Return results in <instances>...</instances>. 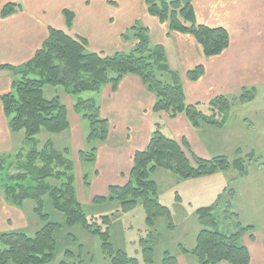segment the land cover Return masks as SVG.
Masks as SVG:
<instances>
[{"label":"trees","instance_id":"1","mask_svg":"<svg viewBox=\"0 0 264 264\" xmlns=\"http://www.w3.org/2000/svg\"><path fill=\"white\" fill-rule=\"evenodd\" d=\"M147 7L149 14L167 23L171 32L193 36L207 58L222 54L230 46L228 30L199 24L192 5L184 0H147ZM14 11L15 7L6 6L2 14L8 16ZM66 15L71 25L73 17L69 13ZM136 26L132 28L136 30L137 40L134 48L128 53L118 52L115 55L89 52L84 38L50 29L48 39L33 60L21 67H11L14 73L13 91L3 95L1 100L5 114L10 118L11 130L14 133L25 132V147L15 156L0 159V172H7V180L1 188L6 200L16 207H21L25 201L34 202L33 211L44 227L33 237L23 232L1 235L0 241L5 247L0 248V264H49L53 261L57 247L55 234L63 225L51 221L50 216L45 214L46 196H49L54 208L65 216L67 226L81 225L101 239L102 250L111 264H140L138 259L115 249L111 243L113 216H87L78 200L75 166L68 158L69 149L58 151L51 141L39 149L37 136L42 130L60 134L70 128L67 106L59 97L47 99L44 91L47 86L63 87L66 94L75 96L83 92H98L106 85L115 89L127 75H135L156 96V112L166 113L172 119L184 115L194 128L208 125L222 129L226 125L232 109L228 98L222 95L211 100L210 115L200 110V104H188L178 76L169 70L165 51L152 46L148 29ZM166 75L172 77L173 84L163 80ZM203 75L204 68L199 66L188 73V79L195 82ZM249 89L254 91L255 88ZM249 89L243 90L242 102L254 99L255 95ZM74 109L76 113L84 114L91 124L89 141L108 140L110 124L102 119L96 101L80 99ZM160 130L158 128L152 134L145 150L136 153L129 181L122 186H111L108 197L94 199L98 204L119 201L122 213L133 211L142 202L151 237L158 218L168 219L170 228L174 227L172 212L161 203L159 185L152 179L158 170L169 171L183 180L228 172L231 167L238 171L240 177L249 174L243 158L231 165L225 156L200 157L193 153L187 142L169 138ZM96 151H83L81 159L95 161ZM238 153L241 154V151ZM250 156L253 158L254 154ZM9 160L11 163L7 166ZM196 215L203 227L196 246L192 250L180 246L184 255H192L196 259L192 264H250V252L242 244V239L255 231L253 226L239 224L237 232L226 235L219 230L214 206L200 208ZM142 242L145 246L144 261L152 264L154 249L148 246V241ZM71 255V252L67 253L68 257ZM61 264L76 263L63 261ZM162 264L179 262L177 257L166 252Z\"/></svg>","mask_w":264,"mask_h":264},{"label":"crops","instance_id":"2","mask_svg":"<svg viewBox=\"0 0 264 264\" xmlns=\"http://www.w3.org/2000/svg\"><path fill=\"white\" fill-rule=\"evenodd\" d=\"M100 1L103 0H94L93 8L85 0H0V159L15 156L25 147V138L20 135L24 131L14 133L11 130L10 118L5 114L1 100L3 95L13 91L14 73L11 67H21L33 60L48 39L50 29L84 38L94 53L112 55L130 50L135 43L125 41L123 36L127 30L143 24L149 31L151 43L165 51L169 70L178 76L187 103L191 105L202 106L216 97L242 94L244 89L264 85V0H184L192 5L199 24L224 28L230 33L229 48L209 58L193 36L171 32L167 23L151 16L147 0H121L122 8H100ZM75 4L78 7L73 6ZM6 6L15 7L16 11L3 16ZM68 13L73 17L71 25L68 24ZM199 66H203L204 75L198 81H190L188 73ZM163 80L173 84L169 75ZM97 93L100 96V106L97 104L100 115L109 121L110 136L96 148L97 168L91 199L88 202L82 200L86 197L85 188H88L84 178L80 180L79 191L76 187L82 205L95 204L94 199L101 197L97 194L108 197L111 186H122L129 181L136 153L147 148L154 127L160 123L161 128L165 127L174 134V139L187 142L198 156L210 158L201 153L206 146L200 139V133L211 126L194 128L184 115L172 119L166 113L156 112L157 98L139 77L127 75L117 88L106 85ZM71 97L67 94L70 128L63 133L72 129L73 142L83 148L85 136L82 122ZM203 136L204 139L210 137L207 133ZM83 151H76L79 164ZM218 173L189 180H203L211 184L216 181ZM76 181L75 173V185ZM2 191L0 186V231L20 230L24 226L22 219L25 220L24 204L32 201H25L21 207H16L6 200ZM196 192H201V189L197 188ZM178 197L180 203L186 202L185 196ZM34 207L31 210L33 213ZM255 231L248 233L242 244L250 252V264H264V240L260 232ZM181 259H178L179 264ZM183 262L187 264V260Z\"/></svg>","mask_w":264,"mask_h":264},{"label":"rangeland","instance_id":"3","mask_svg":"<svg viewBox=\"0 0 264 264\" xmlns=\"http://www.w3.org/2000/svg\"><path fill=\"white\" fill-rule=\"evenodd\" d=\"M88 1L87 5L95 8L94 0ZM80 2H78L79 4ZM100 8H122L121 0L100 1ZM78 7V5H73ZM148 8V7H147ZM145 28L143 24H137L136 28ZM136 30H127L123 38L127 42L137 43L135 39ZM127 37V40L125 39ZM135 44H133L130 52ZM152 46L154 44L152 43ZM155 47V46H154ZM88 51L90 50L88 45ZM115 55V54H112ZM251 90V89H249ZM252 94L255 95L252 101H241V92L226 95L232 103V109L223 129L206 128L200 133V139L205 142L207 157L218 156L228 157L231 165L243 158L249 169L248 178L240 177L234 167L228 172L216 174V181L208 184L207 181L183 180L166 170H159L152 179L159 185V197L163 205L168 207L173 216L174 227L171 229L169 220L158 218L156 228L153 230V237L150 236L146 224V213L142 206L136 207L128 213L121 212L119 201H109L108 203L83 204L88 217L113 216L114 224L111 230V243L115 249L125 251L131 258L139 260L140 264H148L144 261L143 240L148 241V246L154 249V262L152 264H162L166 252L171 253L179 260H187V264L196 262L192 255L186 257L182 253L181 245L192 250L196 246L197 235L203 229L196 211L200 208L215 207V216L219 225V230L228 235H232L239 229V224L243 227L253 226L257 233L260 232L264 240V85L255 88ZM47 99L59 97L61 101L68 105L67 94L63 87H47L45 89ZM74 105L80 100H95L100 106V96L97 92H83L72 96ZM211 101L202 104L200 110L210 115ZM81 118V128L85 136L83 148L75 144L72 140V129L59 135L47 133L42 130L37 136L41 143L39 149L51 141L57 150L64 152L70 150L68 158L75 164L76 187L80 190L81 178L87 179L86 197L83 201H89L92 197L93 176L97 168L95 161H80L76 158V151L84 150L86 153L99 147V141H89L88 136L91 124L84 118V114H78ZM220 120V119H219ZM160 123V122H158ZM161 123L154 127L153 133L160 128L167 137L174 138V134L167 128H161ZM209 134V139H204L203 134ZM215 134V136L212 135ZM25 138V133H20ZM19 136V137H21ZM194 151V150H193ZM241 151V154L238 153ZM193 153H196L195 151ZM197 154V153H196ZM254 154L253 158L249 155ZM198 155V154H197ZM11 161L7 163V166ZM7 180V172H0V183ZM209 180V179H204ZM86 181V180H85ZM91 185V188L89 189ZM1 186V185H0ZM200 188L201 192H196ZM1 194L4 195L2 191ZM185 196L186 202L180 203L177 196ZM190 195V196H189ZM97 196H105L97 194ZM109 196V194H108ZM5 197V195H4ZM45 214L49 215L51 221L59 222L63 225L55 234L56 252L54 259L49 264H61L68 261L76 264H111L108 255L102 250V241L98 236H94L86 231L81 225L69 227L66 224L65 216L58 212L49 196L44 198ZM34 203L26 202L23 207L24 219L23 228L20 230L0 231V236L11 232H23L33 237L44 227V223L31 212ZM35 206V205H34ZM231 206V207H230ZM22 210V209H21ZM255 231V232H256ZM5 246L0 241V248ZM71 252V256L67 253Z\"/></svg>","mask_w":264,"mask_h":264}]
</instances>
